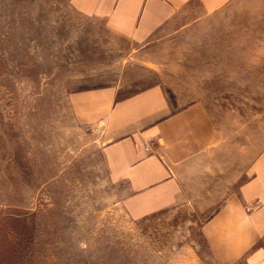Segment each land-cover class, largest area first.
Masks as SVG:
<instances>
[{"label": "rangeland", "instance_id": "rangeland-1", "mask_svg": "<svg viewBox=\"0 0 264 264\" xmlns=\"http://www.w3.org/2000/svg\"><path fill=\"white\" fill-rule=\"evenodd\" d=\"M153 84L222 120L239 175L248 152L260 164L264 0L192 6L142 38L110 35L70 0H0V264H249L217 259L197 212H125L104 123L84 124L71 94L116 87L119 100Z\"/></svg>", "mask_w": 264, "mask_h": 264}, {"label": "crops", "instance_id": "crops-1", "mask_svg": "<svg viewBox=\"0 0 264 264\" xmlns=\"http://www.w3.org/2000/svg\"><path fill=\"white\" fill-rule=\"evenodd\" d=\"M217 2L70 0V5L112 36L142 38L176 23L192 6ZM71 95L84 124L104 123L101 161L110 183L123 188L122 206L132 220L194 211L217 259L246 257L249 264H264V160L256 166L253 150L248 152L239 175L238 140L224 145L221 119L202 103L173 97L161 84L119 100L116 87ZM152 140L156 145L147 150L144 144Z\"/></svg>", "mask_w": 264, "mask_h": 264}, {"label": "built area", "instance_id": "built-area-1", "mask_svg": "<svg viewBox=\"0 0 264 264\" xmlns=\"http://www.w3.org/2000/svg\"><path fill=\"white\" fill-rule=\"evenodd\" d=\"M156 145V141L155 140H152V141H149L147 143L144 144L145 148L147 150H150L152 146H155Z\"/></svg>", "mask_w": 264, "mask_h": 264}]
</instances>
